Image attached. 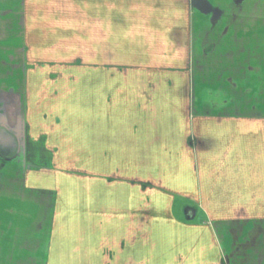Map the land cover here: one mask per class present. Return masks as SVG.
<instances>
[{"label":"rangeland","instance_id":"374dc122","mask_svg":"<svg viewBox=\"0 0 264 264\" xmlns=\"http://www.w3.org/2000/svg\"><path fill=\"white\" fill-rule=\"evenodd\" d=\"M33 1L37 0H0V103L8 106L13 126L17 120L26 116L28 104L32 112L29 114L31 119L51 114L50 111L64 117V114L69 113L68 110H74V120H79L74 122L79 124L74 126V139L57 136L48 138L46 144L54 149L48 150L49 153L37 154L33 167L1 165L0 199L9 202L8 209L12 208L10 211L14 222L1 229L4 233L0 235V262L264 264V226L257 222L264 221V0H246L238 9L228 6L225 10H218L224 11L223 19H232V27H227L230 30L222 31V38L227 39L219 42L221 48L210 61L201 57V51L198 54L196 52L198 58L195 60L192 79L199 105L194 112H206L222 121V138L212 140L217 165H205L208 170H203L204 175H201L207 185L201 187L200 167L196 173L199 175L198 179L192 181L187 178L184 184L170 185L168 188L174 187L175 192L180 194L170 193V190L158 183L156 175L151 173L157 169L158 163H154L155 165H143L139 169L136 178H143V183L153 182L143 184L141 192L140 187L131 184L135 177L127 176V173L134 174V165H120L126 162L127 156L133 155L127 154L125 139L119 137L112 140L116 141L117 154L108 156L111 173L107 175L111 174L112 180L111 200L108 202L101 196V181L92 179V172L87 174L88 170L102 173L98 169L105 165L102 164L103 155H91L86 145L87 139L80 137L86 127L88 110L90 112L86 101V19H82V13L86 14V0H74V18H77L74 24V46L81 47L79 54H74L73 64L58 58L57 64L50 69L45 67L47 63L42 62L46 59L43 53L36 51L34 56H28V24L35 25V14L38 16L46 13L42 12L44 9L40 13L38 5L31 6ZM194 11L200 26L209 23L207 15ZM197 32L199 35V31ZM200 34L208 41L205 30ZM34 40L38 42L37 36ZM198 41L199 44H208L199 38ZM176 76V83L182 85V75ZM72 83L74 86L77 84L78 90L73 89V92L79 94L78 97H72L70 90L68 97L74 100H61L63 90L66 91V87ZM25 87L29 88L28 104ZM209 87L221 99V103L217 102L220 106L212 108L208 105L209 98L204 100L209 94ZM224 105L226 106L223 107ZM236 118L241 123L232 120ZM66 124L72 125L70 122ZM51 128L54 133L56 128ZM60 143L67 144V149H61ZM128 147L131 150L129 145ZM91 162L99 167L92 169L89 166ZM58 164L66 165L68 171L74 172V176L70 175L74 177V180H70L74 181L73 246L74 254L78 251V256L75 254L67 262L56 257L59 250L55 248V242L50 255L56 194L38 188L43 187L38 181L49 180L51 173L47 172ZM192 164L191 162V167ZM122 166L123 170L125 166L132 168L124 176L131 178L130 182L125 178L121 183L120 179L117 180L121 176L112 173L117 167L122 169ZM77 173L79 180L75 178ZM206 174L211 175L206 178ZM27 178L36 179L38 187L26 184ZM28 192L35 197L22 203V194L28 195ZM186 204L194 206L191 212L200 210V215L195 217L196 221L185 222V213L181 208ZM64 206L73 213L68 200L62 201V208ZM2 215L0 213V217ZM238 216H251V222L255 221L257 225L247 226L237 233H231L234 229L232 226L220 235L222 224L218 223L224 222L225 228V225L231 224L232 219L239 218ZM68 224L69 222L65 223ZM216 241L222 248L228 245L229 249L225 251L223 258L216 249ZM61 244L63 243L57 242L56 245ZM240 245H249L252 249L236 250ZM63 252L65 255L67 253V257L71 256L69 252Z\"/></svg>","mask_w":264,"mask_h":264},{"label":"crops","instance_id":"0c3cea01","mask_svg":"<svg viewBox=\"0 0 264 264\" xmlns=\"http://www.w3.org/2000/svg\"><path fill=\"white\" fill-rule=\"evenodd\" d=\"M245 1L86 0V14L82 13V19H86L85 52L88 60L86 101L90 106V112L88 110L86 127L82 130L84 133L80 137L87 139L86 145H88L91 155L96 153L103 155L102 164L106 166L98 169L102 170V173H94L93 170L87 171V174L92 172V179L101 181L102 187L99 190H101L103 200L105 198L107 202L111 200L112 180L111 174L107 175L111 173L108 156L117 154L116 141L112 142V140L119 137V139H125L127 154L133 155V157L127 156L126 162L120 163V165H134L133 175L127 173L132 168L126 166L124 170L123 166L122 169L120 166L113 170V174L121 176L117 178L121 183L124 182L126 178L124 176L127 173L128 177H135L131 184L140 187L142 192L143 184H153V182L143 183V178H136L139 169L143 168V165L158 163L156 171H151V173L156 175L158 183L170 190L168 191L170 193L180 194L175 192L174 187L170 189L168 186L184 184L187 178L192 181L196 180L199 176L196 173L199 172L200 167L201 187L207 185L201 175H204L203 170H208L205 165H217L215 163L216 155L213 154L215 152L212 140L222 138L223 134L220 131L222 130V121L206 112L197 110L194 112L196 106L199 105L196 102L197 93L193 82L194 64L199 51L205 61H210L221 48L219 42L227 39L226 37L222 38V31L230 30L227 27H232L230 25L232 19H223L224 11L219 12L218 10H225L228 6L238 9L244 5ZM74 3H76L74 0H37L31 3V6L32 4L39 6L40 13L43 9L45 11L42 12L46 13L38 16L35 14V25L28 24L30 36L27 48L28 56L36 54V51L43 53L46 59H43L42 62L47 63L45 67L48 69L57 64L58 58L64 60L65 63L73 64L74 54H79V49H81V47L74 46L76 40L74 24L77 22V18H74ZM194 10L207 15L209 23L200 26ZM203 30L208 33V41L204 38L205 36L202 37L200 34ZM197 31H199V35ZM32 35L34 38L37 36V43ZM24 36L26 37L27 33ZM201 37L202 39H200ZM198 38L201 41H207L208 44L203 42L199 44ZM70 67L73 68L74 65H70ZM176 75H182V85L176 83ZM28 89L26 88V102ZM73 89L78 90L77 84L76 86L73 83L68 85L66 91L63 90L61 100L66 98L74 100V98L68 97L70 90H72V97H78L79 94L73 92ZM207 92L209 94L204 97V100L206 97L209 98L208 105L212 108L220 106L217 104V102L221 103L218 94L211 90V87ZM67 105L72 108L70 104ZM68 111L69 113L64 114V117L50 111L51 114L46 113L40 118L34 116V120L30 118L29 114L32 112L30 104H28L26 116L17 120L13 126L8 106H4L1 102L0 129L4 128L7 132L9 131V134L6 131V133L1 132L0 141L6 137L11 143L5 152L13 153L17 145V153L8 161L4 162L0 159V162L4 165L24 166L26 147L28 152L31 150L33 153V159L32 161L28 159L27 165L30 166V163L34 165L36 157H38L37 154L49 153L54 149L49 148L46 144L48 138L57 136L68 138V140L74 139V126L79 124L74 121L79 120H74V110ZM12 117L14 118V115ZM232 120L241 123L238 118ZM67 122L72 125H67ZM51 127L56 128L54 133H52ZM128 145L131 150L128 149ZM59 146L61 149H67L65 143H60ZM191 162L193 163L192 167ZM89 166L92 169L96 166L99 167L92 162ZM68 169L66 165H54L53 170L47 172L51 173L49 180L46 182L37 180L39 185L46 188L38 187L34 178L26 180V184L29 183L31 187L33 184L39 190L42 188L41 190H48L47 192L56 194L50 237V255L53 253L51 249L55 242V248L59 250V255L56 257L65 259L66 262L72 259L75 254L78 256V251H75L74 254L73 246L74 181L70 180H74V172L73 170L68 171ZM70 175L73 176L70 177ZM78 175L77 173L75 178L79 180ZM210 175L206 174L204 177L208 178ZM84 177L86 176H82V178ZM126 179L129 182L131 180V178ZM113 180L116 182L115 179ZM43 182L45 183L42 184ZM69 186L73 187L69 188ZM208 192H210L209 189ZM22 197L23 203L31 201L35 195L28 192V195L22 194ZM67 200L73 213L69 212L66 206L62 208V201L66 202ZM188 201L195 202V200ZM8 208L9 202L0 199V213H3L0 217V235L4 233L1 230L4 225L14 222L13 214L10 211L12 208ZM191 209L194 210V206L191 204H186L181 208L185 215L187 214L183 217L185 222H190L188 214ZM199 213L200 210L195 211L196 217L200 215ZM250 219L251 216L234 218L230 222L231 224L225 225L227 226L225 228L224 222H217L222 224L220 235L226 228L232 226L234 229L231 233H237L247 226L257 225ZM194 221H196L195 218ZM67 222L69 224L65 225ZM257 222L264 226V221ZM216 232L218 233L217 229ZM57 242L63 243L59 245L60 248L56 245ZM227 246L222 248L216 241V249L222 258L225 251L229 249ZM249 248L252 249L249 245H240L235 249ZM63 251L69 252L72 257H67V253L65 255ZM0 264L3 263L0 262Z\"/></svg>","mask_w":264,"mask_h":264},{"label":"flooded vegetation","instance_id":"af4514ba","mask_svg":"<svg viewBox=\"0 0 264 264\" xmlns=\"http://www.w3.org/2000/svg\"><path fill=\"white\" fill-rule=\"evenodd\" d=\"M6 130L4 129V128H1L0 129V133L1 132H5ZM7 132V131H6ZM5 132V133H6ZM8 134H9V131L7 132ZM7 135V134H6ZM10 143H11V141L10 140H8L6 137H3L2 138V140L0 141V159L2 160V161H8V159H10V158H12V157H14L15 155H16V153H17V145H16V148H15V151L13 152V153H8V152H5V150L7 149V148H9V145H10ZM29 156V157H28ZM28 159L30 160V161H32V159H33V153H31V150H30V152H28L27 151V149H26V147H25V154H24V159H23V163L25 164V165H27V162H28ZM32 164L33 163H30V166H32ZM1 165H4L2 162H0V169H2L1 168Z\"/></svg>","mask_w":264,"mask_h":264},{"label":"water","instance_id":"95a60500","mask_svg":"<svg viewBox=\"0 0 264 264\" xmlns=\"http://www.w3.org/2000/svg\"><path fill=\"white\" fill-rule=\"evenodd\" d=\"M191 211L188 214V217H189L188 221H193L194 218L196 217V214L194 212H191Z\"/></svg>","mask_w":264,"mask_h":264}]
</instances>
